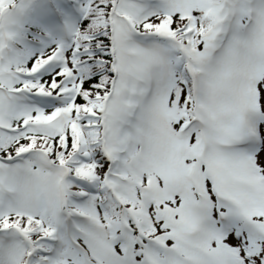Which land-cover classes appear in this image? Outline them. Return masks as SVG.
<instances>
[{
  "label": "snow or ice",
  "instance_id": "6c2138e0",
  "mask_svg": "<svg viewBox=\"0 0 264 264\" xmlns=\"http://www.w3.org/2000/svg\"><path fill=\"white\" fill-rule=\"evenodd\" d=\"M21 11L0 15V264H264V0Z\"/></svg>",
  "mask_w": 264,
  "mask_h": 264
},
{
  "label": "trees",
  "instance_id": "16d2710c",
  "mask_svg": "<svg viewBox=\"0 0 264 264\" xmlns=\"http://www.w3.org/2000/svg\"><path fill=\"white\" fill-rule=\"evenodd\" d=\"M25 3V0H12V5L14 6H6L4 13H0V15L11 16L13 19L24 20L26 16L21 11V5Z\"/></svg>",
  "mask_w": 264,
  "mask_h": 264
}]
</instances>
